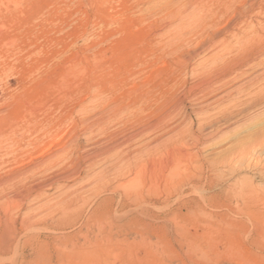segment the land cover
Instances as JSON below:
<instances>
[{"label":"rangeland","instance_id":"obj_1","mask_svg":"<svg viewBox=\"0 0 264 264\" xmlns=\"http://www.w3.org/2000/svg\"><path fill=\"white\" fill-rule=\"evenodd\" d=\"M222 1L0 0V264H264V0Z\"/></svg>","mask_w":264,"mask_h":264},{"label":"bare ground","instance_id":"obj_2","mask_svg":"<svg viewBox=\"0 0 264 264\" xmlns=\"http://www.w3.org/2000/svg\"><path fill=\"white\" fill-rule=\"evenodd\" d=\"M225 1L226 0H224V1H222L223 2V4L225 5ZM236 1V0H235ZM255 1V0H254ZM232 2V1H231ZM264 2V1H263ZM197 3V2H196ZM261 3V2H260ZM207 4V3H206ZM213 5V4H212ZM222 5V4H221ZM214 6V5H213ZM261 6V5H260ZM259 6V7H260ZM197 7V6H196ZM204 9V8H203ZM207 9V8H206ZM200 11H203V10H200ZM199 11V12H200ZM260 11V10H259ZM261 12V11H260ZM253 13V12H252ZM208 14V13H207ZM195 15V14H194ZM249 14H247V15H245L246 17L245 18H243V20L241 21V24L238 26V27H236L237 29H236V31H235V33L233 34V35H231V36H235L234 38H235V45H234V43L233 44H231V42H227V41H225V39L223 38V40H221L220 42H218V44H219V48H217V50L214 52V53H212V55L211 56H213V57H215V56H219V55H222L221 53H226V52H231L235 47H237V49L239 50L238 52H240L241 51V54L242 53H248L249 51V49L247 48V46H249V45H251L252 44V41L254 40L253 38H251L252 36H250V32L252 33V32H254L256 29H255V25H251L252 24V21H253V16H248ZM194 18V17H193ZM255 18V17H254ZM230 20V19H229ZM223 21V20H222ZM258 22V21H257ZM261 22H262V20H261ZM200 23V22H199ZM204 23V22H203ZM260 23V22H259ZM256 24V23H255ZM201 25V24H200ZM261 25V24H260ZM259 25V26H260ZM257 26V25H256ZM261 27L263 28L264 27V25L262 24L261 25ZM261 27H258V28H261ZM235 28V27H234ZM249 28H252V29H250L249 30ZM196 29V28H195ZM231 30H232V28H231ZM262 30V29H261ZM260 30V31H261ZM264 30V29H263ZM210 31V30H209ZM228 31H230V30H228ZM257 32V31H256ZM259 33V32H258ZM208 34V33H207ZM229 34V33H228ZM256 34V33H255ZM262 34H264V33H262ZM198 35V34H197ZM226 35V34H225ZM229 36V35H228ZM230 36V37H231ZM258 36V35H257ZM257 36H255V37H257ZM260 36V35H259ZM206 37V36H205ZM253 37H254V35H253ZM254 37V38H255ZM264 37V36H263ZM229 38V37H228ZM192 39V38H191ZM203 40H204V38H203ZM227 40V39H226ZM232 40V39H231ZM230 40V41H231ZM259 40H261V39H259ZM262 41H263V39H262ZM258 42V41H257ZM187 43V42H186ZM217 44V45H218ZM259 44H260V42H259ZM262 44V43H261ZM254 46L253 47H255V44H253ZM264 45V44H263ZM213 46V45H212ZM216 46V45H215ZM214 47V46H213ZM251 48H252V45L250 46ZM249 47V48H250ZM212 49V48H211ZM213 50V49H212ZM235 50V49H234ZM257 50V49H256ZM262 50V49H261ZM201 51V50H200ZM247 51V52H246ZM264 51V50H263ZM260 52V51H258V52H260V53H264V52ZM204 52V51H203ZM208 53V52H207ZM236 53V52H235ZM257 53V52H256ZM255 54V53H254ZM261 54V55H262ZM244 55V54H243ZM242 55V56H243ZM256 55H259V54H256ZM249 56V55H248ZM247 56V57H248ZM239 57V56H238ZM258 56H256V58H257ZM262 57V56H261ZM264 57V56H263ZM199 58V57H198ZM220 59V58H219ZM223 59V58H222ZM253 60H254V58H252ZM259 59V58H258ZM225 60V59H224ZM245 60H247V59H245ZM259 60H261V59H259ZM232 61V60H231ZM248 61H249V59H248ZM262 61V60H261ZM260 61V62H261ZM199 62V61H198ZM258 63V62H257ZM202 66V65H201ZM218 66V65H217ZM219 67V66H218ZM185 68H187V67H185ZM193 69H194V67H193ZM204 69V68H203ZM207 69V68H206ZM201 70H199L198 72H200ZM204 71V70H203ZM195 72V71H194ZM215 75H217V74H215ZM14 130V129H13ZM11 131V130H10ZM36 135V134H35ZM34 136V135H33ZM14 138V137H13ZM31 139V138H30ZM16 141V140H15ZM27 146V145H26ZM39 146H40V144H39ZM41 147V146H40ZM43 149V148H42ZM4 150V149H3ZM236 153V152H235ZM233 154V157H232V161L233 160H236V159H239L240 161H243V163H245V167L246 168H250V169H252V170H254V174H257V175H259V177L260 176H262V177H264V137H260L259 139H256V140H254L251 144H249V145H247V146H244V147H242V148H240L239 150H238V152L236 153V154ZM42 154V153H41ZM31 155V154H30ZM37 156V155H36ZM39 156V155H38ZM32 158V157H31ZM30 158V156H29V160L31 159ZM30 161H32V160H30ZM54 161V160H53ZM26 163V162H25ZM18 164V163H17ZM20 164V163H19ZM18 164V165H19ZM23 164V163H22ZM43 169V168H42ZM40 170V169H39ZM251 170V171H252ZM6 171V170H5ZM33 171V170H32ZM36 172V171H35ZM33 174V173H32ZM40 176V175H39ZM38 177V176H37ZM34 178V177H33ZM4 181V180H3ZM38 184V183H37ZM33 185V184H32ZM38 187H39V184L37 185ZM57 186V185H56ZM32 187V186H31ZM36 187V186H35ZM250 187V186H249ZM251 188H253V189H256L252 184H251V187L249 188V190L251 189ZM33 190V189H32ZM30 192V191H29ZM37 193V192H36ZM15 194V193H14ZM13 196V195H12ZM18 196V195H17ZM9 198V197H8ZM39 199V198H38ZM8 201V200H7ZM4 203V202H3ZM7 203V202H6ZM9 204V203H8ZM1 206H4V205H1ZM0 206V207H1ZM42 206V205H41ZM6 209L8 208V205L6 204V207H5ZM32 210V209H31ZM1 212V211H0ZM7 213V212H6ZM19 213V212H18ZM23 213V212H22ZM29 213V212H28ZM3 216V215H2ZM6 217V216H5ZM16 217V216H15ZM14 217V219L13 220H15L16 218ZM18 217V216H17ZM3 218V217H2ZM25 219H26V217H24ZM9 219V218H8ZM19 220H20V218H18ZM3 221V220H2ZM1 221V222H2ZM18 222V221H17ZM4 223V222H3ZM2 223V224H3ZM12 223H13V221H12ZM24 223V221L22 222V224ZM27 223V222H26ZM13 224H15V223H13ZM29 224V223H28ZM27 225V224H26ZM6 226V225H5ZM23 227V226H22ZM29 227V226H28ZM6 228H8L7 226H6ZM25 228V227H24ZM31 229H33V228H31ZM8 233L7 234H3L4 235V237H2L1 239L3 240V242H1L2 244H1V247H3V249L5 248V249H8V248H11V245H12V240L14 239V235H16V233H17V231H18V228H15V230H13V228L11 227V226H9V228H8ZM33 231V230H32ZM30 232V230H28V233ZM31 233V232H30ZM30 233H29V235H30ZM35 233H36V231H35ZM34 233V234H35ZM39 234V233H38ZM23 235H24V233H23ZM36 236V235H35ZM29 239V238H28ZM1 240V241H2ZM8 240V241H7ZM19 240V239H18ZM29 240H33L32 238L31 239H29ZM17 241V240H16ZM39 241V240H38ZM37 241V242H38ZM9 242V243H8ZM16 243V242H15ZM35 243V242H34ZM26 244V243H25ZM36 244V243H35ZM16 245H17V243H16ZM20 247H21V245H20ZM15 248H16V246H15Z\"/></svg>","mask_w":264,"mask_h":264}]
</instances>
